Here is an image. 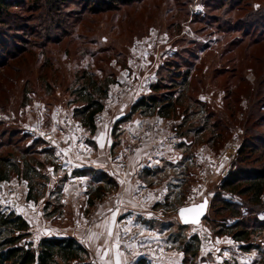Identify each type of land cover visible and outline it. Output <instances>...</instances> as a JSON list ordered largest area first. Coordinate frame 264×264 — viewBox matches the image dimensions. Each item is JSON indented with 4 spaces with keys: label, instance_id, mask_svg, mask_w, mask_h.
<instances>
[{
    "label": "rangeland",
    "instance_id": "rangeland-1",
    "mask_svg": "<svg viewBox=\"0 0 264 264\" xmlns=\"http://www.w3.org/2000/svg\"><path fill=\"white\" fill-rule=\"evenodd\" d=\"M84 1L49 17L25 0V11L12 8L14 22L0 25V42L15 48L0 49V158L31 153L45 174L34 179L37 200H27L28 180L0 181L1 209L25 217L34 246L73 236L98 263L133 264L166 249L182 264L196 235V264H264L255 224L264 194L258 204L220 189L236 169L264 163L248 146L264 140V40L252 41L245 25L264 0L233 8L230 0H136L97 13ZM151 95L160 105L172 99L170 117L132 113ZM90 96L104 103L93 133L76 112ZM222 197L238 203L239 217L220 207ZM204 200L206 218L182 224L178 209ZM241 228L249 240L233 238Z\"/></svg>",
    "mask_w": 264,
    "mask_h": 264
},
{
    "label": "trees",
    "instance_id": "trees-1",
    "mask_svg": "<svg viewBox=\"0 0 264 264\" xmlns=\"http://www.w3.org/2000/svg\"><path fill=\"white\" fill-rule=\"evenodd\" d=\"M32 7L31 11L47 10L49 17L58 16V13L62 11L65 6L75 4L78 0H31ZM136 0H85L83 7L90 9L92 12L97 13L100 10L107 9L112 10L120 7V5H128ZM243 0H230L231 7L240 4ZM25 0H0V25L3 23L14 22L15 15L13 14L12 8L24 9L25 11ZM27 6V5H26ZM27 8V7H26ZM12 10V11H11ZM12 19V21H11ZM24 20L25 17H24ZM56 22H66L64 19L58 17ZM57 23V24H59ZM68 24V23H66ZM13 24L11 23V26ZM249 28L247 35H249L252 41L264 40V9H254L250 11V16L245 23ZM10 26V25H9ZM12 28V27H11ZM18 30L23 31L24 28ZM34 32V31H33ZM32 33V32H29ZM36 34V32H34ZM37 35V34H36ZM18 40L16 39V42ZM11 47L7 49L8 44L5 41L0 42V49L5 56L14 55L15 48L13 43H10ZM7 47V48H6ZM14 52V53H13ZM108 84V82H107ZM96 86V85H94ZM157 91V87L154 89ZM92 95V93H89ZM93 97H87L86 104L77 108L76 112L82 116L83 124L95 132V115L104 109V103ZM263 100V102H262ZM261 102V103H260ZM160 98L155 95L141 98L132 107V113L141 110L142 112H148L151 114H157L163 117H170L171 111L175 103L172 99L164 101L160 105ZM264 96L261 97L259 105L263 106ZM258 105V104H257ZM150 110V111H148ZM258 113H261L259 111ZM255 114V113H254ZM257 115V114H256ZM260 122H264V116L258 114ZM254 122H257L256 120ZM259 123V122H258ZM260 124V123H259ZM258 125V124H256ZM255 125V126H256ZM254 126V127H255ZM250 148L254 151L258 148L260 155L255 160H264V140L257 138V143L249 144ZM243 147H247V143L244 142ZM257 150V149H256ZM255 150V151H256ZM38 153L35 151L32 154ZM30 156L31 153H29ZM20 157L13 159L12 157H1L0 158V181L8 180L13 174H16L22 179L29 181V190L27 200H37L42 195H36L34 193L37 189L38 183L34 181L35 176L45 178V174L38 173L35 170V163L37 159L33 157ZM37 163L40 161H36ZM264 162V161H263ZM80 170H77L79 172ZM220 189L225 192H229L233 195L248 196L249 202L260 203L262 195L264 194V163L256 168L244 172L242 169L235 170L229 176L224 179L220 185ZM221 208L227 210L229 206L233 208V214L239 217V205L236 202H231L222 197L220 200ZM236 208V209H235ZM236 213V214H235ZM206 218V216L204 217ZM240 222L236 223L238 226ZM256 226L261 230H264V220L255 219ZM230 228L228 227V230ZM29 222L25 219L22 214H18L15 211H5L0 207V264H93L89 258V251L78 239L73 236H43L39 239L37 245H33L31 240H27L28 236H31ZM249 231L245 228H241L238 231L232 233V236L237 241L249 240ZM200 241L195 235L192 237V241L188 242L183 251L186 254L182 264H196L194 259L197 256L198 250L200 249ZM243 249H248L247 246ZM192 256V259L188 257ZM144 262L142 259L138 261L139 264ZM226 264V263H224ZM231 264V263H227Z\"/></svg>",
    "mask_w": 264,
    "mask_h": 264
},
{
    "label": "crops",
    "instance_id": "crops-1",
    "mask_svg": "<svg viewBox=\"0 0 264 264\" xmlns=\"http://www.w3.org/2000/svg\"><path fill=\"white\" fill-rule=\"evenodd\" d=\"M92 235V237H91V240H92V246H93V248H96V242H95V236L93 235V234H91ZM147 238H148V243H149V240H151V239H149V236H147ZM78 239V238H77ZM79 241H80V239H78ZM81 243H83V241L81 240L80 241ZM156 243H158V242H156ZM84 244V243H83ZM158 245H160V244H158ZM147 250H149V249H147ZM165 250L166 249H164L162 252H160L159 250H156L155 249V251H147L146 253H141V255H139V256H136L135 258H134V260H133V264H138L137 262L139 261V259H141L142 257L143 258H145V259H147V262L149 263V264H181V262H180V258H179V256L178 257H176V258H173V257H171V256H169V255H166L165 254ZM247 255V254H246ZM244 256H245V254H244ZM243 256V257H244ZM249 256H251V255H248V256H245L246 257V259H248L249 258ZM246 259H244V260H246ZM91 261H92V263L93 264H113V263H111L110 261H105L104 263H102V262H96V260H94V259H90ZM251 260V259H250ZM250 260H246L247 262H249ZM123 262L124 261H120V260H117L116 262H115V264H123ZM124 264H126L125 262H124Z\"/></svg>",
    "mask_w": 264,
    "mask_h": 264
},
{
    "label": "water",
    "instance_id": "water-1",
    "mask_svg": "<svg viewBox=\"0 0 264 264\" xmlns=\"http://www.w3.org/2000/svg\"><path fill=\"white\" fill-rule=\"evenodd\" d=\"M182 210H184L182 212ZM208 210V201L182 206L177 214L182 224H198L206 216Z\"/></svg>",
    "mask_w": 264,
    "mask_h": 264
},
{
    "label": "snow or ice",
    "instance_id": "snow-or-ice-1",
    "mask_svg": "<svg viewBox=\"0 0 264 264\" xmlns=\"http://www.w3.org/2000/svg\"><path fill=\"white\" fill-rule=\"evenodd\" d=\"M184 210H182V212H183Z\"/></svg>",
    "mask_w": 264,
    "mask_h": 264
}]
</instances>
